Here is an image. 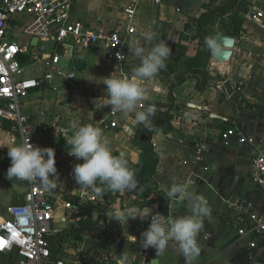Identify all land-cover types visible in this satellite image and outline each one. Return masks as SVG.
Masks as SVG:
<instances>
[{"label": "crops", "instance_id": "obj_1", "mask_svg": "<svg viewBox=\"0 0 264 264\" xmlns=\"http://www.w3.org/2000/svg\"><path fill=\"white\" fill-rule=\"evenodd\" d=\"M125 3L126 0H80L74 8L73 16L93 32H111L122 29V10ZM236 5L237 1L232 8ZM217 8L211 7L210 0H162L158 5L153 0L139 1L135 23L140 37L147 30L155 31L157 39L153 43H159L161 39L167 42L171 48L169 60L176 66L174 74H158L156 77V85L168 101L150 103L155 107L156 113L173 115L171 125L175 131L173 134L158 133L152 136L151 143L160 156L155 179L160 191L165 194L174 182L183 183L190 180L191 190L203 195L208 201L211 213L204 219V228L199 235L201 253L194 264H264V234H240L243 228L250 231V215L254 214L264 220V190L254 183L252 170L253 160L264 149V18L243 22V32L235 38L236 44L229 63H220L207 57V64L203 65L202 69L206 68L209 79H204L188 71L183 64L187 58L193 59L205 50L200 46L199 40H193L191 35L186 33L185 27L192 19H201L209 10ZM21 38V31L15 29L13 39L26 44ZM179 44L188 48V53L181 63L175 62ZM39 48L43 49L42 45ZM99 50L96 48L70 60V72L74 71L75 77L66 86H62L61 79H55L53 83L59 87L58 90H38L23 104L24 113L38 127H49L48 131L38 134L35 141L41 147L55 150L60 182H57L55 189L47 191L58 208L64 202L67 203L66 196L72 194L82 198L71 185L75 182L73 168L82 161L68 155L66 140L72 132L69 131L67 135L62 132L68 129L71 120L77 119L82 124H98L109 138L113 153L124 152L126 158L134 164H139L142 159L141 150L135 144L139 125L153 129V117L150 118L149 126H145L131 124L133 114L125 117H122V113L108 115L111 109L103 100L101 88L104 86L107 69ZM24 60H28L25 65ZM79 61L86 63L83 70L77 68ZM21 62L27 75H34L37 67L40 68L29 55H22ZM136 64L138 60L133 56L130 72ZM181 64L186 74L179 73ZM88 68L90 69L84 82L85 90L80 86L74 87L78 71L83 72ZM96 72L99 73L101 82H98ZM183 77L184 79L179 81V78ZM57 80L61 84H56ZM165 80L170 83L166 85ZM238 88L241 89L240 92L237 91ZM91 89L94 93V99L90 100L93 105L88 102L86 96ZM73 92L85 96L82 114L76 113L77 110L72 108L75 102L71 100ZM103 92H106L105 88ZM59 94L63 95L66 103L64 106L60 101V108L57 98ZM97 100L100 101L98 104ZM140 106L137 110H142L148 105L144 103L143 107ZM118 117L121 119L117 120ZM102 120L105 121L103 125L100 124ZM2 122L6 121H0V211L22 204L27 190L24 183L16 179L9 180L6 176L10 166L6 147L10 146L13 138L17 143L21 141L19 135L11 131L10 123L6 122L9 125L7 130L2 126ZM111 122H116L117 127L109 131L103 129L106 123ZM231 128L253 139L254 143L242 146L235 138L225 141L223 135ZM67 181L70 182L72 191L68 190L69 194L62 200L60 193L67 190L63 189L62 184ZM93 195L96 202H103L101 196L95 193ZM152 198H156V195H152ZM135 199L130 192H122L115 198L113 205L106 203L108 209L102 214L104 218L100 221L97 232L85 236L84 242L95 247L98 238L108 231L110 234L107 240L111 254H105L104 258L98 260L97 254L102 250L91 248L93 253H88L87 249L83 252L88 256L86 254V258L79 261L80 264H115V256L123 251L134 253L138 257L136 264H185L184 256L175 248H169L157 257L155 249H143L139 246L140 235L148 228L149 221L129 219L128 225L122 226L110 218L108 213L112 209L135 206ZM177 203L187 205L186 202ZM146 208L154 213L160 212L157 204ZM160 213L165 216L190 214L188 209L174 210L171 207ZM63 215L65 216V213ZM98 217L95 215L96 219ZM55 226L61 228L62 234L67 230L60 212H57ZM127 236L136 237V242L127 239ZM252 242L256 245L254 248L250 246Z\"/></svg>", "mask_w": 264, "mask_h": 264}, {"label": "built area", "instance_id": "obj_2", "mask_svg": "<svg viewBox=\"0 0 264 264\" xmlns=\"http://www.w3.org/2000/svg\"><path fill=\"white\" fill-rule=\"evenodd\" d=\"M79 1L0 0V121L9 122L11 131L19 135L21 142L29 139L31 144L41 147L35 137L49 130L46 125L38 127L24 113V102L38 90H58L53 83L55 79H61L62 86H66L75 77L74 71L67 73L60 66L61 53L67 60H74L80 54L99 48L107 69L105 78L115 71L130 74L133 55L127 45L130 40L140 38L135 23L140 0H126L122 29L106 33L93 32L74 18L73 11ZM161 1L153 0L156 5ZM247 5L248 11L243 16L246 23L264 18V0H247ZM15 29L30 41L26 44L15 41ZM34 39H38L37 45L32 44ZM49 42L55 44L56 50L40 57L35 50ZM22 55H29L35 65L40 66L34 75L26 74ZM115 114L110 110L108 115ZM116 127L117 123L111 122L103 129L109 131ZM66 130H62L64 135L69 133ZM233 138L242 146L254 143L233 128L223 135L227 142ZM252 170L254 183L264 190V149L253 160ZM17 181L24 183L27 190L22 204L0 211V256L13 264H64L62 260H55L53 254L57 237L62 233L55 226L57 203L39 182ZM250 220V231L243 228L240 234H264V220L254 214L250 215ZM250 246L256 245L252 242Z\"/></svg>", "mask_w": 264, "mask_h": 264}, {"label": "clouds", "instance_id": "obj_3", "mask_svg": "<svg viewBox=\"0 0 264 264\" xmlns=\"http://www.w3.org/2000/svg\"><path fill=\"white\" fill-rule=\"evenodd\" d=\"M156 39V32L147 30L140 38L130 40L128 52L138 60V64L131 69L130 74L115 71L104 78L106 105L112 112L126 116L134 114L130 121L133 125L149 126L155 107L149 104L144 110L137 109L151 99L154 91L160 90L156 85V77L165 69V62L171 56L168 43L162 39L159 43H153ZM66 131L72 132L66 140L68 155L82 161L72 171L80 188L91 190L97 196H101L104 191L135 192L138 189L136 173L129 166L126 154L113 153L109 138L98 124H82L73 119ZM6 148L10 158L6 173L9 180L39 182L46 190L57 187V182L60 181L53 148L35 146L29 139L17 143L14 138ZM191 184L190 180L174 182L166 192L169 201L186 202L190 214L165 216L158 211L154 213L149 208L132 206L114 208L108 215L122 226L128 225L129 219L149 221L148 228L140 235V247L155 249L157 257L165 250L175 248L184 256L185 264H194L201 253L199 235L211 208L203 195L191 190ZM129 238L136 242V237L127 236ZM137 260L138 257L129 251L115 256V264H136Z\"/></svg>", "mask_w": 264, "mask_h": 264}, {"label": "trees", "instance_id": "obj_4", "mask_svg": "<svg viewBox=\"0 0 264 264\" xmlns=\"http://www.w3.org/2000/svg\"><path fill=\"white\" fill-rule=\"evenodd\" d=\"M235 1L237 5L232 8ZM248 11L247 0H229L224 7H219L215 10H209L201 19H192L190 23L186 24V33L191 35L193 40H199L201 47H204L203 52H199L193 59H186L183 63L188 71L198 75L202 78L209 79V74L202 66H206L208 61V46L206 40H212L216 35L230 36L237 38L243 32V15ZM218 25V27H217ZM178 54L175 57V62H183L188 53V48L179 44ZM28 60H24L23 65ZM165 69L161 70L158 74L164 76H170L176 72V66L169 59L165 62ZM183 78H179L181 81ZM171 108V106H169ZM144 110V109H142ZM153 117V129L146 128L139 125L137 129V135L135 137V144L141 150L142 159L139 164H134L128 158L129 166L134 169L136 173V179L138 180V189L135 192H130L136 199L134 204L136 207L144 209L146 207L157 204L160 212L165 211L169 207L171 209H188L187 205L178 204L177 202L169 201L167 195L160 191L158 182L155 179L157 168L160 162L159 154L154 150L151 141H142L141 134L145 133L148 136L158 133L173 134L175 131L171 125V121L174 119L173 115L169 113L154 112ZM2 126L9 130V125L6 122H2ZM122 192L104 191L101 195L103 202L96 201H83L79 196H66L65 201L74 207L77 211V223L72 224L70 229L65 232V238L60 240L61 235L57 237L60 242L65 240L75 241L78 244L84 243L85 236L94 235L97 232V227L100 221L104 218V209L106 203L113 205L115 198L119 197ZM156 195V198H152V195ZM95 215L99 217L96 219ZM102 216V217H100ZM108 231L103 233L98 238V243L93 249H101L106 255L111 254V249L108 244ZM55 260H57L55 258Z\"/></svg>", "mask_w": 264, "mask_h": 264}, {"label": "rangeland", "instance_id": "obj_5", "mask_svg": "<svg viewBox=\"0 0 264 264\" xmlns=\"http://www.w3.org/2000/svg\"><path fill=\"white\" fill-rule=\"evenodd\" d=\"M85 1H87V0H85ZM101 1L105 2V0H101ZM210 1H211V7L212 8L213 7L217 8V7H222L229 0H210ZM21 39H22L21 41L24 42V43H28L30 41L29 38L24 37V36H22ZM41 45H42L43 49L39 48V49L35 50V52H37L40 57H42L43 55H46V54H52L56 50L55 44L52 43V42L42 43ZM31 48H34V47H31ZM61 56L62 57H61L60 66L62 68H64L67 72H70L72 70V62L70 60H67L66 58H64L63 53H61ZM80 56H82V54ZM179 67H180L179 68V71H180L179 73L180 74H186L187 73L182 64ZM89 69L90 68L86 69V71H83V72H79L78 71L77 78L74 81V87L77 88V86H80L83 90H85L84 89V82H85V80L87 78L86 75H87V72H88ZM36 70H38V67H37ZM96 77H97V80L99 82L101 79L99 78V73L98 72H96ZM164 83L167 85V84L170 83V81L165 80ZM56 84L59 85V84H61V82L59 80H57ZM101 88H102L103 91H104V88L106 89L105 85L103 87H101ZM103 91H102V94H104V95H102V97H103V100H105L106 92H103ZM86 96H87L88 102L93 105V102L90 101V100L94 99V93L92 92V89L90 90L89 95L86 93ZM57 98H58V101H59L58 102V108L61 107V104H59L60 101L65 104L64 106H66L65 98H63V95L59 94ZM83 99H85V96H81L77 92L76 93H74V92L72 93L71 100L75 101L73 103V105H72V108H74L75 110L78 111V112L75 111L76 113L82 114V109L84 110V108H83L84 100ZM153 101L154 102H159V103L160 102L164 103V102L168 101V99L164 98V96L162 95V92L159 90V91H154L152 93L151 99L149 101L144 102V103L146 105H149ZM99 102L100 101L97 100L96 103L98 104ZM144 103L142 105H144ZM69 104H70V102H69ZM142 105L140 107H143ZM68 107H70V106H68ZM100 110H101V108H100ZM133 115H132V117H133ZM122 117H125V115L123 114ZM120 119L121 118L118 117L117 120H120ZM69 183L70 182L67 181L66 184H62L64 186L63 189H67V190H65V192H61L60 193L59 197H61L62 200L65 197V195L69 194L68 190L72 191L71 188L74 187L76 189L75 192L78 193L79 195H81L83 200L85 199L84 201H90V200L91 201H97V200H94L95 199V195H93L94 192H92L91 190H84V189L80 188L79 185L76 182H74V185L71 184L72 185V187H71V186H69L70 185ZM57 212H60L61 217L64 219V223L66 224L67 230L70 229L72 224L77 223V221L79 220L77 218V212H75V209H73L72 207L68 206L65 202L62 204L61 207H59L57 209ZM64 213H65V216L63 215ZM109 234L110 233L108 232L107 235H109ZM62 236H63V238H65L64 237L65 233L64 234L61 233V237L59 238L60 240L62 239ZM59 239L56 240V243H55V246H54V249H53V254H54V258L62 260L64 262V264H78L80 260H84L86 258L85 255L87 253H85L83 251H85L87 249H88V253H93V251H94V250H91V248H93V247L89 246L85 242L82 243V244H78V243H76L73 240L70 241V242H68L66 240L64 242H60ZM97 255H98L97 256L98 260L100 258L102 259V258L105 257V253L103 251L98 252ZM87 256H88V254H87ZM0 264H13V263L10 262L5 257L0 256Z\"/></svg>", "mask_w": 264, "mask_h": 264}, {"label": "water", "instance_id": "obj_6", "mask_svg": "<svg viewBox=\"0 0 264 264\" xmlns=\"http://www.w3.org/2000/svg\"><path fill=\"white\" fill-rule=\"evenodd\" d=\"M38 39L33 40V44H37ZM206 44L208 46V58L215 59L220 63H229L233 56V50L235 48L236 39L234 37L216 35L211 41L206 40ZM86 66L84 61H79L77 63V68L79 70H83ZM152 136H148L145 133L141 135L142 141H151ZM108 205V203H107ZM107 207L104 209V212H107Z\"/></svg>", "mask_w": 264, "mask_h": 264}]
</instances>
